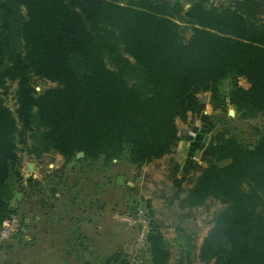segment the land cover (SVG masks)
Listing matches in <instances>:
<instances>
[{"label":"trees","instance_id":"16d2710c","mask_svg":"<svg viewBox=\"0 0 264 264\" xmlns=\"http://www.w3.org/2000/svg\"><path fill=\"white\" fill-rule=\"evenodd\" d=\"M37 81L55 87L37 93ZM12 85L14 111L2 98ZM204 93L214 110L264 117V0H0V225L16 214L19 146L66 163L141 166L185 145L189 159L200 141L181 142L176 124ZM254 131L252 146L225 132L200 146L206 166L179 206L223 207L200 248L204 262L264 264V125ZM149 242L157 264L163 243L153 233ZM102 264L127 263L116 253Z\"/></svg>","mask_w":264,"mask_h":264},{"label":"rangeland","instance_id":"374dc122","mask_svg":"<svg viewBox=\"0 0 264 264\" xmlns=\"http://www.w3.org/2000/svg\"><path fill=\"white\" fill-rule=\"evenodd\" d=\"M181 1L188 8L189 0ZM206 1L216 6L231 3ZM238 84L242 89L249 86L242 78ZM230 85L227 80L220 85L224 98ZM35 86L40 93L55 84L37 81ZM14 90L12 85L2 96L11 111L15 110ZM198 100L197 111L189 114L186 122L177 121L181 142L193 137L192 125L206 127L208 142L219 132L237 136L251 146L257 141L254 129L264 125V117L241 120L229 105L214 110L209 93L199 95ZM227 117L233 121L228 122ZM198 139L200 143L189 159L187 146L181 145L162 159L141 166L116 160L107 166L100 161L66 163L57 153L36 158L19 146L26 186L20 201L14 200L12 206L18 219L23 218L24 231L19 229L20 234L0 244V264H102L116 253L127 264H152L151 233L159 236L165 251L157 264H213L201 260L200 248L223 207L216 201L195 208L179 206L199 175L198 167L206 166L200 146L208 143H202L201 135ZM77 154L74 160L83 158H76ZM27 163L32 164V171ZM181 167L186 169L185 180L176 184ZM118 177L123 186L117 185ZM48 228L60 237L65 233L63 243L59 238V246L53 247Z\"/></svg>","mask_w":264,"mask_h":264},{"label":"built area","instance_id":"2783aa9c","mask_svg":"<svg viewBox=\"0 0 264 264\" xmlns=\"http://www.w3.org/2000/svg\"><path fill=\"white\" fill-rule=\"evenodd\" d=\"M18 216L12 214L9 218L3 221L0 225V244L12 238L15 233L19 230Z\"/></svg>","mask_w":264,"mask_h":264},{"label":"crops","instance_id":"0c3cea01","mask_svg":"<svg viewBox=\"0 0 264 264\" xmlns=\"http://www.w3.org/2000/svg\"><path fill=\"white\" fill-rule=\"evenodd\" d=\"M193 127H197V128H201V127H198V126H196V125H192L190 128L192 129ZM190 129V130H191ZM191 132V131H190ZM198 135L199 134H195V135H193V137H191L192 138V140L191 141H188V140H186L185 139V142H192V141H194V140H196L197 138H198ZM189 137V136H188ZM28 165H31V170H28V171H32L33 170V166H32V164H29V163H27L26 164V166H28ZM28 169V168H27ZM181 170H182V167H181ZM27 173H22V178L26 175ZM26 180V179H25ZM25 180H24V178L22 179V183H21V186H20V188L18 189V193L20 194V199L22 198V196H23V193H24V187L26 186V183H25ZM20 199L18 200V201H20ZM20 219V223H21V227H20V229H21V231L24 229L23 228V224H22V222H23V218L22 217H20L19 218ZM35 219H37V218H35ZM24 231V230H23ZM48 232L50 233V234H53V235H51V237L49 238V239H51L50 241L52 242V246L53 247H55V246H59L58 244V241H57V239H59V238H62V243H63V239H66V237H65V233H63V232H59V233H63L62 235L63 236H58L57 235V233L55 232H53V230L51 229V228H48ZM47 232V233H48ZM65 232V231H64Z\"/></svg>","mask_w":264,"mask_h":264},{"label":"water","instance_id":"95a60500","mask_svg":"<svg viewBox=\"0 0 264 264\" xmlns=\"http://www.w3.org/2000/svg\"><path fill=\"white\" fill-rule=\"evenodd\" d=\"M229 115L231 116L232 113H229ZM191 133L193 135H195V134L201 135L202 136V143L203 144H207L208 143L209 136L207 135V129H206V127H202V128L193 127L191 129ZM187 140L188 141H191L192 138L188 137ZM82 156H83V153H78L76 155V158H79V157H82ZM27 168H28V170H31V165H28ZM117 185L118 186H123L124 185L123 179L121 177H118L117 178ZM19 199H20V194L19 193H16L14 195V200L18 201Z\"/></svg>","mask_w":264,"mask_h":264}]
</instances>
